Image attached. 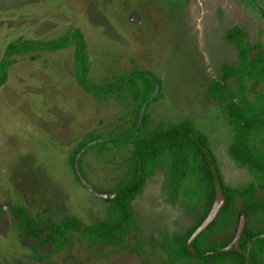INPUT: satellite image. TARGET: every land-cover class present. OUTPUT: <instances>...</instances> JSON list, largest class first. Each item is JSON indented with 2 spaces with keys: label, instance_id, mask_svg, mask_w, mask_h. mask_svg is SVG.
Instances as JSON below:
<instances>
[{
  "label": "rangeland",
  "instance_id": "obj_1",
  "mask_svg": "<svg viewBox=\"0 0 264 264\" xmlns=\"http://www.w3.org/2000/svg\"><path fill=\"white\" fill-rule=\"evenodd\" d=\"M235 27L252 46L264 42V0H0V61L19 38L40 44L78 30L90 83L113 84L114 76L128 73L136 77L96 99L75 80L74 45L13 56L16 63L0 85V264H171L163 240L182 233L197 211L169 201L165 167L155 170L131 202L134 224L127 236L110 245L89 242L76 231L62 239L58 251L50 243L38 246L54 224L74 219L86 227L109 218L106 200L113 195L107 192L123 178L128 146L109 145L104 154L81 151L73 168L69 158L88 133H117L129 124L142 100L143 76L153 80L152 98L159 95L146 108L152 123L191 120L207 135L223 184L253 182L227 154L233 131L224 108L230 95L219 103L206 93L223 65L238 63L226 37ZM227 82L229 94L239 95L238 82ZM246 85L249 100L264 93L263 83ZM219 186L217 181L208 219L223 201ZM255 196L264 201V189L258 187ZM236 206L240 217L228 248L236 246L244 222L240 201ZM19 209L42 231L39 238L21 237Z\"/></svg>",
  "mask_w": 264,
  "mask_h": 264
},
{
  "label": "trees",
  "instance_id": "obj_2",
  "mask_svg": "<svg viewBox=\"0 0 264 264\" xmlns=\"http://www.w3.org/2000/svg\"><path fill=\"white\" fill-rule=\"evenodd\" d=\"M226 37L237 49L238 63L235 66L223 65L222 73L208 84L206 93L219 103L227 99V94L230 95V101L224 108L233 131L227 154L249 172L253 182L239 187L224 185L207 135L200 132L191 120L152 123L146 108L157 101L159 95L152 98L153 80L143 76L140 77L142 100L137 103L129 124L117 133H88L77 142L69 158L73 168L81 151L82 156L93 150L104 154L111 148L128 146L123 178L107 192L113 195L106 200L109 218L86 227L74 219L54 224L38 246L50 243L53 251H58L64 244L62 239L76 231H81L89 242L110 245L115 243L116 237L127 236L134 224L131 202L141 195L146 180L153 176L155 170L165 167V192L169 201L184 206L186 210L197 211L196 219L182 233H173L170 239L163 240V250L171 264L180 260H195L199 264H263L264 202L255 195L258 187L264 189V93L249 100L250 89L246 84L258 81L264 85V42H256L252 46L246 33L236 27L226 32ZM71 44L74 45L75 80L87 95L93 98L99 97L100 92L107 95L114 87L117 91L135 81V75L128 73L114 76L113 84L90 83L86 77L89 71L86 43L81 33L75 30L47 43H31L20 38L9 43L0 61V85L6 82L8 68L16 63L13 56L32 50L53 52ZM228 79L238 82L239 95L229 94ZM217 181L223 203L215 218L191 240L214 207ZM237 201H240L244 212V224L236 246L228 248L240 217ZM18 220L23 239H37L42 234L31 226L21 209L18 210ZM216 238L224 240L216 241Z\"/></svg>",
  "mask_w": 264,
  "mask_h": 264
},
{
  "label": "water",
  "instance_id": "obj_3",
  "mask_svg": "<svg viewBox=\"0 0 264 264\" xmlns=\"http://www.w3.org/2000/svg\"><path fill=\"white\" fill-rule=\"evenodd\" d=\"M216 201V200H215ZM222 203H223V201L221 202V205H222ZM221 205H220V207H221ZM220 207L218 208V210H217V212L219 211V209H220ZM213 210V209H212ZM212 212V211H211ZM217 212L215 213V215H214V217L213 218H211V219H208L207 218V220L204 222V224L201 226V228L193 235V237L191 238V240L194 238V236L199 232V231H201L209 222H211L214 218H215V216H216V214H217ZM211 214V213H210ZM210 216V215H209ZM209 220V221H208ZM243 224H244V222H243ZM242 228H243V226H242ZM242 228H241V230H242ZM240 233H241V231L239 232V236H240ZM239 236H238V238H239ZM238 238H237V241H238ZM190 240V241H191ZM189 241V242H190Z\"/></svg>",
  "mask_w": 264,
  "mask_h": 264
},
{
  "label": "crops",
  "instance_id": "obj_4",
  "mask_svg": "<svg viewBox=\"0 0 264 264\" xmlns=\"http://www.w3.org/2000/svg\"><path fill=\"white\" fill-rule=\"evenodd\" d=\"M258 189V188H257ZM261 201V200H260ZM261 202H264V201H261Z\"/></svg>",
  "mask_w": 264,
  "mask_h": 264
}]
</instances>
